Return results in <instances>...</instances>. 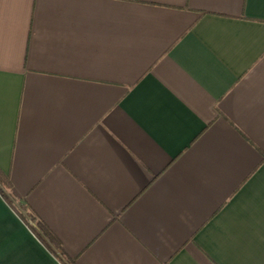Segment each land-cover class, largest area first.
Here are the masks:
<instances>
[{
    "label": "crops",
    "instance_id": "crops-1",
    "mask_svg": "<svg viewBox=\"0 0 264 264\" xmlns=\"http://www.w3.org/2000/svg\"><path fill=\"white\" fill-rule=\"evenodd\" d=\"M0 169V264H264V0H0Z\"/></svg>",
    "mask_w": 264,
    "mask_h": 264
},
{
    "label": "trees",
    "instance_id": "trees-1",
    "mask_svg": "<svg viewBox=\"0 0 264 264\" xmlns=\"http://www.w3.org/2000/svg\"><path fill=\"white\" fill-rule=\"evenodd\" d=\"M0 184L6 189L11 188L10 179L2 172L1 169H0ZM5 196H7V195L5 194ZM45 232L47 233V236L52 240L54 247L60 248L59 242L56 239H53V236L50 233H48L47 231H45Z\"/></svg>",
    "mask_w": 264,
    "mask_h": 264
},
{
    "label": "rangeland",
    "instance_id": "rangeland-1",
    "mask_svg": "<svg viewBox=\"0 0 264 264\" xmlns=\"http://www.w3.org/2000/svg\"><path fill=\"white\" fill-rule=\"evenodd\" d=\"M3 188H4V187L0 184V191H2Z\"/></svg>",
    "mask_w": 264,
    "mask_h": 264
},
{
    "label": "built area",
    "instance_id": "built-area-1",
    "mask_svg": "<svg viewBox=\"0 0 264 264\" xmlns=\"http://www.w3.org/2000/svg\"><path fill=\"white\" fill-rule=\"evenodd\" d=\"M58 256H60V253L58 252Z\"/></svg>",
    "mask_w": 264,
    "mask_h": 264
}]
</instances>
